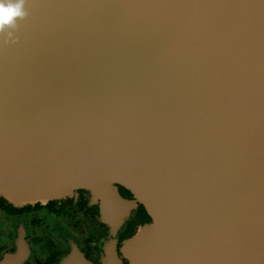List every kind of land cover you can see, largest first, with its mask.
I'll return each mask as SVG.
<instances>
[{
  "label": "water",
  "instance_id": "obj_1",
  "mask_svg": "<svg viewBox=\"0 0 264 264\" xmlns=\"http://www.w3.org/2000/svg\"><path fill=\"white\" fill-rule=\"evenodd\" d=\"M26 11L0 33V198L143 205L132 264H264V0Z\"/></svg>",
  "mask_w": 264,
  "mask_h": 264
},
{
  "label": "flooded vegetation",
  "instance_id": "obj_2",
  "mask_svg": "<svg viewBox=\"0 0 264 264\" xmlns=\"http://www.w3.org/2000/svg\"><path fill=\"white\" fill-rule=\"evenodd\" d=\"M149 221L143 205L109 208L84 191L21 206L0 198V264H132L130 241Z\"/></svg>",
  "mask_w": 264,
  "mask_h": 264
},
{
  "label": "clouds",
  "instance_id": "obj_3",
  "mask_svg": "<svg viewBox=\"0 0 264 264\" xmlns=\"http://www.w3.org/2000/svg\"><path fill=\"white\" fill-rule=\"evenodd\" d=\"M27 15L26 0H0V33L7 31L9 39H13L14 32L10 29Z\"/></svg>",
  "mask_w": 264,
  "mask_h": 264
}]
</instances>
